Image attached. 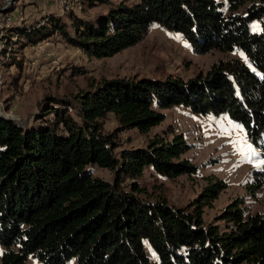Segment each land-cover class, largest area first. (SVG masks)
Here are the masks:
<instances>
[{
	"label": "trees",
	"instance_id": "obj_1",
	"mask_svg": "<svg viewBox=\"0 0 264 264\" xmlns=\"http://www.w3.org/2000/svg\"><path fill=\"white\" fill-rule=\"evenodd\" d=\"M82 1L84 7L109 2ZM70 20L73 35L54 15L7 29L0 55L13 47L6 68L22 70L16 51L23 38L21 51L58 33L89 58L102 59L135 46L155 25L179 34L196 55L217 51L243 59L220 60L187 81L102 79L71 101L49 99L34 127L0 117V264H31L29 258L40 264H264V205L252 213L235 199L205 224L204 209L226 188L223 181L209 183L181 208L161 195L150 199L139 184L149 167L167 179L196 172L183 158L190 147L182 134L115 152L120 132L147 134L164 121L162 110L184 106L201 117L225 115L263 162L249 193L264 187V0H137L120 2L94 24ZM253 23L260 32L252 31ZM109 114L117 128L106 133ZM93 167L111 171L112 181L95 177Z\"/></svg>",
	"mask_w": 264,
	"mask_h": 264
},
{
	"label": "rangeland",
	"instance_id": "obj_2",
	"mask_svg": "<svg viewBox=\"0 0 264 264\" xmlns=\"http://www.w3.org/2000/svg\"><path fill=\"white\" fill-rule=\"evenodd\" d=\"M136 1L109 0L107 5H86L80 13L62 15L58 5L46 0H0V29L8 25V28H4L6 34V30L11 27L28 26V23L41 21V17L54 15L73 35L70 17L94 24L120 2L132 4ZM36 11L42 16L33 17ZM251 29L260 32L261 28L258 23H253ZM26 44L23 38L16 51L18 58L22 59V70L19 71L15 66L7 68L4 87L0 91L1 114H12L13 120L23 128L37 125L35 118H42L49 107V99L71 101L78 93L88 90L102 79L163 81L173 77L187 81L205 74L213 63L220 60L235 57L243 59L241 54L217 51L196 55L179 34L165 31L156 25L135 46L109 58H89L66 44L58 33L37 44L27 45L21 51L22 45ZM69 112L72 113V110L69 109ZM161 112L165 116L164 121L151 128L147 134L134 130L120 132L119 146L115 152L144 148L155 136L171 139L172 134H182L190 147L183 158L189 160L196 172L167 179L157 175L151 167L146 168L138 182L147 189L150 199L161 195L171 206L186 207L209 183L219 180L226 184V188L211 207L204 209L205 224L212 223L235 199L243 200L252 213L263 210L264 187L255 195H251L247 189L253 182V172L260 170L263 162L254 148L256 155L250 159L242 154L247 151V144L250 143L239 126L225 115L201 117L192 114L184 106H175ZM116 128L117 123L113 115L109 114L104 121V130L110 133ZM91 170L95 177L108 182L113 179L109 170L97 167ZM29 263L40 264L32 258H29Z\"/></svg>",
	"mask_w": 264,
	"mask_h": 264
},
{
	"label": "built area",
	"instance_id": "obj_3",
	"mask_svg": "<svg viewBox=\"0 0 264 264\" xmlns=\"http://www.w3.org/2000/svg\"><path fill=\"white\" fill-rule=\"evenodd\" d=\"M47 2L51 3V4H55L58 5V7L61 10V14L63 15H70L72 13H80L83 11L84 9V5H83V1L82 0H46ZM1 16V14H0ZM7 27L8 25L1 27L0 29V41H1V45H0V51L2 49H4L6 47L5 43L1 40L2 37L4 36V28ZM17 40V38H14V42ZM13 45L7 47L6 53L4 55H0V91L3 89L4 87V81H5V70L6 68V63L9 60V52L11 51ZM13 66H11L10 68H12ZM0 117L3 118H8V119H12L14 118V116L12 114H1L0 112Z\"/></svg>",
	"mask_w": 264,
	"mask_h": 264
},
{
	"label": "snow or ice",
	"instance_id": "obj_4",
	"mask_svg": "<svg viewBox=\"0 0 264 264\" xmlns=\"http://www.w3.org/2000/svg\"><path fill=\"white\" fill-rule=\"evenodd\" d=\"M239 130L242 131V128ZM242 154L245 155L246 159H250L251 157L256 155V152L254 151L251 144H247V151L245 153H242Z\"/></svg>",
	"mask_w": 264,
	"mask_h": 264
},
{
	"label": "crops",
	"instance_id": "obj_5",
	"mask_svg": "<svg viewBox=\"0 0 264 264\" xmlns=\"http://www.w3.org/2000/svg\"><path fill=\"white\" fill-rule=\"evenodd\" d=\"M41 14H38V11H36L35 13H33V17H35V18H38V17H41L40 16ZM45 17V16H44ZM44 17H41L42 19H44ZM25 23H27V22H25ZM29 24V23H28ZM30 24H32V23H30ZM24 25H26V24H24Z\"/></svg>",
	"mask_w": 264,
	"mask_h": 264
}]
</instances>
